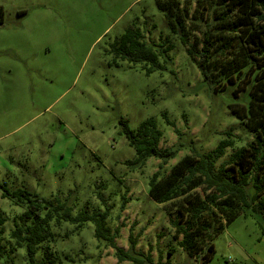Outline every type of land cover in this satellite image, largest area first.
Masks as SVG:
<instances>
[{
	"label": "rangeland",
	"instance_id": "374dc122",
	"mask_svg": "<svg viewBox=\"0 0 264 264\" xmlns=\"http://www.w3.org/2000/svg\"><path fill=\"white\" fill-rule=\"evenodd\" d=\"M188 2L194 8L195 0ZM0 5V183L45 199L57 196L72 206V214L108 210L107 225L112 231L119 227L117 245L128 249V236L134 235V251H150L151 264H201L178 244L163 205L148 195V180L158 165L164 174L183 155L215 148L229 128L232 142L217 162L251 140L228 107L230 94L201 85L195 61L169 31L155 0H0ZM133 23L150 44L168 38L171 60L161 54V67L150 73L142 62L108 64L110 44ZM120 117L131 129L153 118L161 131L158 147H173L175 155L166 163L149 156L141 165L128 164L136 154L120 131ZM1 193V236L8 249L14 242L12 219L25 205ZM50 224L53 238L38 246L37 259L47 248L55 264H132L118 261L114 249L95 238L91 220L80 228L69 221ZM211 242L214 255L206 264H264V216L239 214ZM11 257L13 264H26L24 245ZM7 259L0 257V264Z\"/></svg>",
	"mask_w": 264,
	"mask_h": 264
},
{
	"label": "trees",
	"instance_id": "16d2710c",
	"mask_svg": "<svg viewBox=\"0 0 264 264\" xmlns=\"http://www.w3.org/2000/svg\"><path fill=\"white\" fill-rule=\"evenodd\" d=\"M155 3L169 31L195 61L202 77L201 85L215 93L228 92L230 111L252 133L249 142L217 162L232 142L229 128L215 148L183 155L164 174L158 165L148 180V195L163 205L180 247L206 264L214 255L211 238L226 223L250 211L264 216V0H195L194 8L188 0H155ZM2 20L0 5V23ZM195 31L198 34L192 36ZM172 45L168 38L150 44L133 23L110 44L113 57L108 64L118 65L123 60L131 64L142 62L148 64L146 72L150 73L161 67L159 56L166 55ZM165 58L171 60L168 55ZM242 96L246 97L245 101L239 99ZM162 115L172 124L164 112ZM119 123L121 133L136 154L133 161H126L128 164L141 165L149 156L166 163L175 155L173 147H158L161 131L153 118L143 119L136 129H131L121 117ZM0 189L2 196L25 205L24 211L12 219L14 227L9 238L14 242L8 249L2 243L0 228V257L7 256V264H13L11 253L21 245H24L26 264H55L47 248L41 252L43 259L35 256L38 246L53 238L52 220L56 224L73 222L77 228L91 220L93 235L114 249L118 261L152 263L150 251L146 254L134 251L137 243L134 235L128 236V249L117 245L119 227L112 231L107 225L108 210L72 214V206L60 202L57 196L45 199L26 189L9 190L4 183H0ZM4 219L0 215V227ZM174 248H168V254Z\"/></svg>",
	"mask_w": 264,
	"mask_h": 264
}]
</instances>
